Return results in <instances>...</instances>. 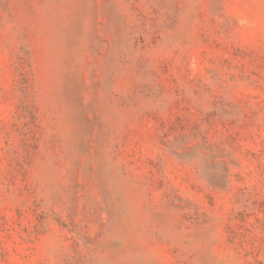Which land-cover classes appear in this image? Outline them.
Returning <instances> with one entry per match:
<instances>
[{"label":"rangeland","instance_id":"374dc122","mask_svg":"<svg viewBox=\"0 0 264 264\" xmlns=\"http://www.w3.org/2000/svg\"><path fill=\"white\" fill-rule=\"evenodd\" d=\"M0 264H264V0H0Z\"/></svg>","mask_w":264,"mask_h":264}]
</instances>
